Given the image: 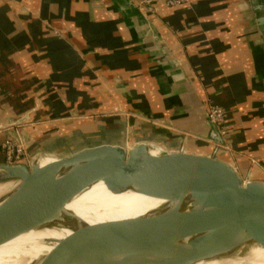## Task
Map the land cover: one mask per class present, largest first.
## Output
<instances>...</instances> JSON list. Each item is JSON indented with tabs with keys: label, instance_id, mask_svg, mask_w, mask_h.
I'll list each match as a JSON object with an SVG mask.
<instances>
[{
	"label": "water",
	"instance_id": "1",
	"mask_svg": "<svg viewBox=\"0 0 264 264\" xmlns=\"http://www.w3.org/2000/svg\"><path fill=\"white\" fill-rule=\"evenodd\" d=\"M97 1L101 10L112 14L117 29H124L140 49L147 67L142 73L152 75L155 85L131 91L100 65L116 92V102L88 85L90 91L77 87L72 106L60 112L43 109L39 95L36 106L20 116L0 114L1 147L8 140L23 145L30 160L28 164H0V185L7 186L0 194V246L28 232L54 227L71 234L58 241L60 247L42 264H52V259L58 264H202L252 248L264 250V183L244 181L214 152L212 156L186 150L153 154L157 143L138 141L134 127L139 123L133 119L127 147L99 144L64 157L33 152L38 144L34 135L43 128L87 123L90 119H82L85 116L125 113L151 121L139 126L154 134L176 139L166 126L225 146L211 120V106L167 44L152 11L139 0ZM250 2L264 33V0ZM57 33L68 38L62 30ZM46 96L50 101L61 97L65 104L63 95ZM75 97L93 100L92 107L82 108L83 100ZM42 111L46 121H65L41 125ZM44 157L50 162L44 163ZM99 182L113 194L133 192L158 200L160 205L136 218L88 224L68 205Z\"/></svg>",
	"mask_w": 264,
	"mask_h": 264
},
{
	"label": "crops",
	"instance_id": "2",
	"mask_svg": "<svg viewBox=\"0 0 264 264\" xmlns=\"http://www.w3.org/2000/svg\"><path fill=\"white\" fill-rule=\"evenodd\" d=\"M100 8L97 0H0L1 115L24 114L36 106L39 95L43 109L60 112L72 106L77 87L90 91L88 85L116 102V92L100 65L131 91L155 85L152 75L142 73L147 67L140 49L124 29H117L112 14ZM154 9L163 37L203 99L227 111L231 151H221L217 157L233 166L244 181L264 183V33L250 0H190L177 8L157 3ZM64 85L73 90L61 89ZM54 93L65 97L64 105L61 97L47 99V94ZM75 100H83L82 108L92 107L91 99ZM39 115L44 120L41 125L65 121H46L44 111ZM82 119L90 120L37 131L33 152L64 157L99 144L127 147L132 119L139 123L134 127L138 141L155 142L167 151L184 147L189 153L209 156L216 148L163 125L176 139L154 134L139 126L151 121L130 113ZM5 163L0 144V164Z\"/></svg>",
	"mask_w": 264,
	"mask_h": 264
},
{
	"label": "bare ground",
	"instance_id": "3",
	"mask_svg": "<svg viewBox=\"0 0 264 264\" xmlns=\"http://www.w3.org/2000/svg\"><path fill=\"white\" fill-rule=\"evenodd\" d=\"M161 150H165V147L156 146L151 153L158 154ZM49 159L44 157V163L50 162ZM6 188L0 185V194ZM159 205L158 200L133 192L113 194L104 183L99 182L77 196L68 209L88 224L98 225L136 218L154 211ZM70 234V231L54 227L28 232L0 246V264H42L60 247L58 241ZM52 262L58 264L54 259ZM202 264H264V250L252 248L248 252L240 251L231 258Z\"/></svg>",
	"mask_w": 264,
	"mask_h": 264
},
{
	"label": "built area",
	"instance_id": "4",
	"mask_svg": "<svg viewBox=\"0 0 264 264\" xmlns=\"http://www.w3.org/2000/svg\"><path fill=\"white\" fill-rule=\"evenodd\" d=\"M143 5L154 12V6L157 3H163L169 8H177L190 4V0H139ZM210 117L215 123L225 141V146H216L214 155H219L221 151L230 152V131L227 128V114L226 111L217 106H211ZM184 147L180 149L183 151ZM2 151L7 164H28L30 162L23 145H17L11 140L6 141L2 145Z\"/></svg>",
	"mask_w": 264,
	"mask_h": 264
},
{
	"label": "rangeland",
	"instance_id": "5",
	"mask_svg": "<svg viewBox=\"0 0 264 264\" xmlns=\"http://www.w3.org/2000/svg\"><path fill=\"white\" fill-rule=\"evenodd\" d=\"M226 114H227V111H226ZM165 144V143H162V145ZM161 146V145H160Z\"/></svg>",
	"mask_w": 264,
	"mask_h": 264
},
{
	"label": "flooded vegetation",
	"instance_id": "6",
	"mask_svg": "<svg viewBox=\"0 0 264 264\" xmlns=\"http://www.w3.org/2000/svg\"><path fill=\"white\" fill-rule=\"evenodd\" d=\"M226 111V110H225Z\"/></svg>",
	"mask_w": 264,
	"mask_h": 264
}]
</instances>
